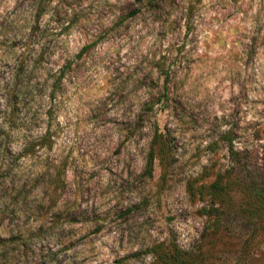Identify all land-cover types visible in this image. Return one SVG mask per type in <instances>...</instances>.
<instances>
[{
	"label": "rangeland",
	"instance_id": "1",
	"mask_svg": "<svg viewBox=\"0 0 264 264\" xmlns=\"http://www.w3.org/2000/svg\"><path fill=\"white\" fill-rule=\"evenodd\" d=\"M219 173L264 182V0H0V264H264Z\"/></svg>",
	"mask_w": 264,
	"mask_h": 264
},
{
	"label": "trees",
	"instance_id": "2",
	"mask_svg": "<svg viewBox=\"0 0 264 264\" xmlns=\"http://www.w3.org/2000/svg\"><path fill=\"white\" fill-rule=\"evenodd\" d=\"M151 1V0H150ZM40 14H38V17ZM34 34V33H33ZM29 42V41H28ZM30 44V42L28 43ZM56 85V84H55ZM231 152L238 153L234 150V146L231 144ZM155 162L154 150H151L148 156V169L150 175L153 173V167ZM234 185L240 186L246 193L245 202L241 203L240 209L241 211L251 220L257 221L258 218L264 217V182L259 183L257 181L247 182L246 179L238 178L233 179L231 177H227L224 173H219L214 182H212L208 188L209 193L213 197L212 206L215 211H217L218 216L221 215L220 205L224 202L227 205L230 204L232 197L231 192L233 190ZM206 186H201L200 193L205 191ZM3 188L0 186V191ZM199 191V190H197ZM223 203V204H224ZM219 204L218 206H215ZM207 215H211V208H208L204 212ZM217 219V217H216ZM24 236H21L23 238ZM152 253H154L161 263L164 264H192L189 262V259L186 257L187 253L183 251L179 246L175 245L171 249H167L163 244H157L150 249Z\"/></svg>",
	"mask_w": 264,
	"mask_h": 264
}]
</instances>
